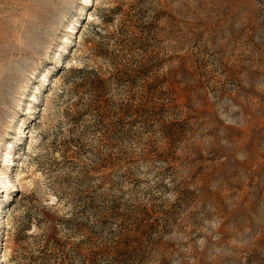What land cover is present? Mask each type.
Segmentation results:
<instances>
[{"label":"rangeland","instance_id":"1","mask_svg":"<svg viewBox=\"0 0 264 264\" xmlns=\"http://www.w3.org/2000/svg\"><path fill=\"white\" fill-rule=\"evenodd\" d=\"M0 264H264V0H0Z\"/></svg>","mask_w":264,"mask_h":264}]
</instances>
